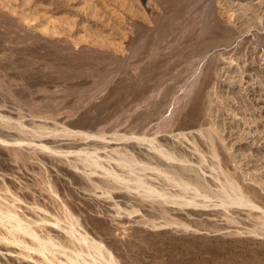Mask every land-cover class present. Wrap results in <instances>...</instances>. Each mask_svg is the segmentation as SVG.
Segmentation results:
<instances>
[{"label":"rangeland","instance_id":"obj_1","mask_svg":"<svg viewBox=\"0 0 264 264\" xmlns=\"http://www.w3.org/2000/svg\"><path fill=\"white\" fill-rule=\"evenodd\" d=\"M6 211L98 264H264V0H0Z\"/></svg>","mask_w":264,"mask_h":264},{"label":"bare ground","instance_id":"obj_2","mask_svg":"<svg viewBox=\"0 0 264 264\" xmlns=\"http://www.w3.org/2000/svg\"><path fill=\"white\" fill-rule=\"evenodd\" d=\"M187 92V91H186ZM141 138V137H140ZM138 140V139H137ZM142 140H143V138H142ZM148 140V139H147ZM150 144V143H149ZM150 149H151V147H150ZM155 149V148H154ZM163 149V148H162ZM157 153H158V151H157ZM116 154V153H115ZM117 155V154H116ZM163 155V154H162ZM168 155V154H167ZM201 155V154H200ZM91 156V155H90ZM118 156V155H117ZM173 157V156H172ZM89 158V157H88ZM95 158H97V157H95ZM162 158V157H161ZM163 159V158H162ZM170 159H171V157H170ZM169 159V160H170ZM173 159V158H172ZM177 159V158H176ZM93 160V159H92ZM137 160V159H136ZM166 160V159H165ZM164 160V161H165ZM118 161V160H117ZM121 161V160H120ZM171 161V160H170ZM205 161V160H204ZM128 162H130V161H128ZM135 162V161H134ZM175 162V161H174ZM131 164H132V161L130 162ZM141 163V162H140ZM165 163H166V161H165ZM177 163V162H176ZM95 164V163H94ZM136 164H138V162L136 163ZM187 164V163H186ZM123 165V164H122ZM135 165V164H134ZM141 165V164H140ZM170 165V164H169ZM171 166V165H170ZM191 166V165H190ZM96 167V166H95ZM123 167V166H122ZM126 167V166H125ZM131 167V166H130ZM138 167V166H137ZM183 167V166H182ZM144 168V167H143ZM200 170V169H199ZM104 171V170H103ZM171 172V171H170ZM161 173H163V172H161ZM165 173V172H164ZM169 173V172H168ZM194 173V172H193ZM132 174V173H131ZM166 174V173H165ZM163 175V174H162ZM204 175V174H203ZM111 176V175H110ZM171 176V175H170ZM139 177V176H138ZM199 177V176H198ZM136 178V177H135ZM172 178V177H171ZM118 179V178H117ZM125 180V179H124ZM135 180V179H134ZM136 180H138V178H136ZM169 180H170V178H169ZM131 181V180H130ZM174 181V180H173ZM181 183V182H180ZM228 184V183H227ZM186 185V184H185ZM196 185V184H195ZM182 186H184V185H182ZM191 186V185H190ZM189 186V187H190ZM180 187V186H179ZM188 187V188H189ZM232 187V186H231ZM185 188V187H184ZM187 188V187H186ZM193 188V187H192ZM228 188V187H227ZM233 188V187H232ZM148 189H149V187H148ZM153 189V188H152ZM195 189V188H194ZM235 189H236V187H235ZM222 190V189H221ZM220 190V191H221ZM225 190V189H224ZM150 191V190H149ZM154 191V190H153ZM211 191V190H210ZM187 192V191H186ZM224 192V191H223ZM200 193V192H199ZM203 193V192H202ZM227 193V192H226ZM161 194V193H160ZM163 194H165V193H163ZM198 194V193H197ZM214 194V193H213ZM162 195V194H161ZM161 195H160V197H161ZM162 196H164V195H162ZM227 196H228V193H227ZM206 197V196H205ZM163 198V197H162ZM166 197L164 196V199H165ZM171 198H173V197H171ZM177 199H178V197H177ZM181 199V198H180ZM186 199V198H185ZM185 199H182V200H185ZM208 199V198H207ZM162 200V199H161ZM170 200V199H169ZM187 200V199H186ZM205 200V199H204ZM229 200V199H228ZM240 200H241V198H240ZM230 201V200H229ZM175 202V201H174ZM188 202V201H187ZM184 203H186L185 201H184ZM192 203V202H191ZM248 203V202H247ZM8 204H10V203H8ZM177 204V203H176ZM195 204V203H194ZM200 205V204H199ZM203 205V204H202ZM201 205V206H202ZM226 205V204H225ZM249 205V204H248ZM2 206V205H1ZM11 206V205H10ZM14 207V206H13ZM250 207H252V206H250ZM257 207V206H256ZM16 208V207H15ZM5 209V208H4ZM1 213V212H0ZM44 221H46V220H44ZM36 222V221H35ZM41 222V221H40ZM39 222V223H40ZM26 223V222H25ZM24 223V224H25ZM28 223V222H27ZM42 223V222H41ZM44 223V222H43ZM0 224L1 225H3L4 227H6L11 233H17V234H24V235H26V236H30L33 240H35L36 242H38V246H34V247H32V246H27L26 244H25V242H24V240H21L20 238H17V239H15L14 240V242L15 243H19V244H24V248L25 249H27V250H33L34 252H37L40 256H42L43 257V259H44V261H47V263L46 264H98V258L100 259V256L97 258V261H92L91 259H89V260H91V261H87L88 259H86L84 256H86V255H84L83 256V252H86L87 253V255H89V256H91V257H93L95 260H96V258H95V253H97L98 254V252H100V249L98 248V249H93L91 246H87V247H89L88 248V250L87 251H85L86 250V248H84V247H86V246H84L85 245V243L83 244V247L81 246V247H74L75 249H71L70 250V252L68 251V249H67V247H65V246H61V245H59V243H55L54 241H53V239L51 238V237H48L47 239H45V238H42L34 229H32L31 227H29V225L27 226V224L26 225H24L23 224V222H22V220L19 218V217H17L15 214H12L11 212H8V211H6V212H2V214L0 215ZM34 224V223H33ZM37 224V223H36ZM44 224H48V223H44ZM73 224V223H72ZM45 225V226H46ZM6 228H5V230H6ZM73 228V227H72ZM63 229V228H62ZM64 232H68L67 234H69V236H71L72 237V239H74V240H77V241H80L81 243L82 242H86L88 245H91V243L89 242L90 240H88V238H87V236L86 235H83V234H79V235H75L73 232H71V230H66V231H64ZM77 232V231H76ZM10 233V234H11ZM76 234H78V233H76ZM70 237V238H71ZM13 238H15V237H13ZM72 239H70V240H72ZM95 241V240H94ZM72 242V241H71ZM73 244L74 243H76V241L75 242H72ZM99 243V242H98ZM77 244V243H76ZM78 244H79V242H78ZM100 244V243H99ZM102 244V243H101ZM82 245V244H81ZM94 245H96V247H97V245L98 244H92V246L93 247H95ZM76 246V245H75ZM103 246V245H102ZM101 246V247H102ZM100 247V246H99ZM100 247V248H101ZM82 248V249H81ZM83 248L85 249V250H83ZM93 249V250H92ZM103 249V248H102ZM107 249V248H106ZM105 249V250H106ZM104 251V250H103ZM107 252V251H106ZM110 252V251H109ZM102 253V252H101ZM108 253V252H107ZM110 254V253H109ZM108 254V255H109ZM59 255H62L63 257H59ZM99 255H101V254H99ZM98 256V255H97ZM110 256V255H109ZM92 258V259H93ZM105 261H106V258H105ZM107 262V261H106ZM106 262H103V261H101V263L103 264V263H106ZM100 262H99V264H101ZM109 263L110 264H120L118 261H115V258H114V261H113V259H112V261H109ZM108 263V264H109Z\"/></svg>","mask_w":264,"mask_h":264}]
</instances>
